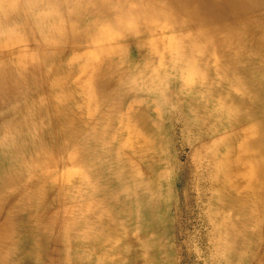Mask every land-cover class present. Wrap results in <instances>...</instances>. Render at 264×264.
<instances>
[{
	"label": "bare ground",
	"instance_id": "bare-ground-1",
	"mask_svg": "<svg viewBox=\"0 0 264 264\" xmlns=\"http://www.w3.org/2000/svg\"><path fill=\"white\" fill-rule=\"evenodd\" d=\"M25 1L26 14L19 0H0V51L9 43H33L31 28L40 35L35 48L43 50L39 63L35 52L0 61V264H46L51 244L48 241L57 224H61L64 233L57 259L59 263L69 262V256L77 251L72 241L78 226L97 222L112 226L116 224L115 217L125 215L122 212L137 214L144 228V252L155 255L161 247L166 248L171 227L163 221L169 208L158 189L160 176L141 182L140 170L124 157L121 141L110 145L114 132L105 128V122L124 104L131 90H138L135 81L154 83L162 75L146 78L144 70L150 68L149 62L133 69L131 57L119 59L117 51L110 47L100 48L95 61L90 58L77 65L72 62L78 57H69L68 51L84 42L98 45L101 40L111 42L129 33L151 36L164 23V27L178 32L168 47L182 82L189 83L188 74L197 67L193 58L196 53L208 68L214 61L225 72V81H230L228 70L244 71L245 78H237L236 82L254 87L256 92L246 96V116L240 119H251L250 129L260 132L256 145L263 148L264 0ZM71 79L74 80L68 83ZM123 81L129 85L122 86ZM81 98L95 109L106 102L110 105V112L102 117L103 124L88 135H83L86 123L79 104ZM70 148H74V153L63 162L88 167L95 174L100 172L95 166L105 156L114 157V174L125 195H105L108 190L103 193L104 189L94 181L90 184L86 170L80 171L75 184L78 195L95 203L62 208L60 197L54 194L60 179L55 171L61 150ZM251 156L256 164L262 162L258 152ZM210 159L218 172H225L230 164L227 154L220 158L212 151ZM219 177L214 174L211 178L212 188ZM233 186L227 177L214 198L222 197L225 190L234 192ZM262 188L264 181L250 188L255 197L250 213L259 207ZM74 198L70 195L66 202L71 203ZM241 200L235 204L245 209L248 200ZM87 211H93L89 217L75 218L76 213ZM161 221L163 238H157L153 231ZM21 223L27 226L26 230L18 228ZM26 233H30L28 241L24 239ZM78 237L98 242L95 233H78ZM220 240L223 243V237ZM27 258L30 261H22Z\"/></svg>",
	"mask_w": 264,
	"mask_h": 264
},
{
	"label": "rangeland",
	"instance_id": "rangeland-1",
	"mask_svg": "<svg viewBox=\"0 0 264 264\" xmlns=\"http://www.w3.org/2000/svg\"><path fill=\"white\" fill-rule=\"evenodd\" d=\"M19 2L26 14L27 2ZM164 26V23L159 25L151 36L129 33L111 42L101 40L98 45L84 42L72 46L68 55L78 57L72 65L85 64L90 58L93 61L99 58L100 48L110 47L117 51L115 54L119 59L126 55L131 57L135 65L133 69L143 68L142 63L149 62L150 68L144 70L146 78L150 79L156 73L162 75L154 83L143 79L135 81L138 90L129 92L124 104L105 122V128L114 132L110 145L117 141L124 145V157L139 168L141 182L160 176L158 189L169 208L163 221L171 226L167 231L166 248L161 247L153 256L145 253L144 228L137 214L122 212L125 215L115 217L116 224L112 226H101L100 222L78 226L72 241L73 249L77 251L65 263H59L57 259L60 243H64L62 226L57 224L48 241L51 244L46 264H264V188L258 209L250 213L255 199L250 188L254 183L258 185L264 181V147L256 145L260 132L250 129L251 119H240L246 116V96L256 90L236 82L237 78H245L244 71L228 70L230 81H225L222 78L225 72L217 68L214 61L208 68L198 53L193 55L197 67L188 74L191 76L189 83L182 82L177 66L171 62L173 53L168 47L169 42L176 40L178 32ZM31 30L34 42L9 43L1 49L0 61L35 52L39 63L43 50L35 46L40 42V35L36 29ZM124 85L129 84L123 81ZM79 104L84 109L82 118L86 123L83 135H88L93 128L103 124L102 117L110 112V105L106 102L95 109L89 107L85 98H81ZM212 151L220 158L227 154L230 164L225 172H218L212 163ZM254 152L260 154L261 163L252 161ZM73 153L74 148L61 150L55 171L60 179L54 194L60 197L62 208L74 206L76 209L79 204L95 203L78 195L75 184L80 171L86 170L90 184L94 181L104 189L103 193L108 190L105 195H125L114 174L117 165L114 157L105 156L99 166H95L100 170L95 174L88 171V167L65 164L63 159ZM214 174H220V177L212 188ZM227 177L235 191L225 190L222 197L214 198ZM84 190H87V185ZM70 195L75 198L67 203ZM242 198L248 200L249 207L238 208ZM92 212L76 213L75 218L84 219ZM138 215L143 216L141 212ZM59 218L61 223L63 215ZM161 223L153 231L157 238H163ZM18 228L26 230L27 226L21 223ZM88 232L95 233L98 242L78 237V233ZM221 237L223 243H220ZM24 239L30 240V233H26ZM27 260L30 258L22 259L24 262Z\"/></svg>",
	"mask_w": 264,
	"mask_h": 264
}]
</instances>
